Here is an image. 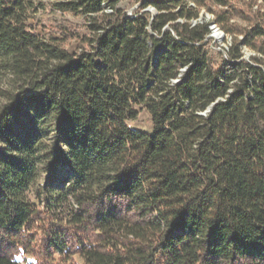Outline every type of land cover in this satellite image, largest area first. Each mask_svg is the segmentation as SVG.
<instances>
[{"label":"trees","instance_id":"1","mask_svg":"<svg viewBox=\"0 0 264 264\" xmlns=\"http://www.w3.org/2000/svg\"><path fill=\"white\" fill-rule=\"evenodd\" d=\"M119 1L57 2L88 34L47 39L44 5L0 0V264H264V26L231 0ZM202 10L232 38L220 63Z\"/></svg>","mask_w":264,"mask_h":264},{"label":"rangeland","instance_id":"2","mask_svg":"<svg viewBox=\"0 0 264 264\" xmlns=\"http://www.w3.org/2000/svg\"><path fill=\"white\" fill-rule=\"evenodd\" d=\"M35 2L36 5L39 4L44 5L37 12L31 14V18L29 20V24L33 27L34 31L40 34L42 37L49 39L53 38H62V31L67 30L70 33H77L79 35L88 34L87 24L88 19L83 14H72V13H62L54 8V4L63 0H31ZM153 0H120L119 8L125 11L126 15L134 16L138 12L141 11V7L147 3L152 2ZM231 5L236 7L237 9H241L245 11L248 15V19L245 20L241 17H235L231 23L237 25L241 29L249 30L253 24L260 23L264 26V0H231ZM188 6H190L188 4ZM150 9V8H147ZM214 10L218 11L222 8H215ZM102 10L105 13L113 12L110 4L105 1V4H102ZM148 13L152 16L155 11H148ZM200 19L203 23H210L214 18L211 14L202 10L200 13ZM166 30L172 32L173 37L176 40H179L176 36L175 32L170 28L166 27ZM152 35L154 33L151 32ZM157 36V35H155ZM159 40H162V36L156 37ZM239 39H242L239 36ZM207 46L209 48L211 57L213 58L214 63H220L221 58L228 59L227 51L232 47V38L226 34H224L223 38L217 37H209L206 40ZM62 45L65 49L70 52H75L79 45L80 41L75 38H69L67 41L62 42ZM161 49H165V45H161ZM243 60L247 63H252V57L263 58V56L251 49L242 47ZM185 69L182 70L184 72ZM12 82L10 78L6 75L0 74V107L4 104L5 98L3 97V93L6 91H10L13 89L11 85ZM131 127L150 131L151 130V119L150 115L144 109H140V114L136 121L130 123ZM47 177L44 175L41 177L39 184L44 185ZM36 187L33 188V191L30 193V197L34 199V194ZM19 261L21 264H35L36 261L32 256L27 258L20 257ZM78 262V261H77ZM55 264H63L61 260L56 257ZM72 264V263H69ZM79 264V263H78Z\"/></svg>","mask_w":264,"mask_h":264},{"label":"built area","instance_id":"3","mask_svg":"<svg viewBox=\"0 0 264 264\" xmlns=\"http://www.w3.org/2000/svg\"><path fill=\"white\" fill-rule=\"evenodd\" d=\"M105 4V2H103ZM190 6L189 7H194V4L189 2L188 3ZM147 8H150V9H147ZM148 11H155V13H153V15L151 16L152 18H154L156 15H157V11L155 10V8L153 6H148L146 7L144 10H142V12H148ZM108 13V12H107ZM113 13L112 11L108 14H111ZM128 18H134L136 15L134 16H131V15H126ZM213 17V16H212ZM198 22H201V19H197V20H193L192 21V25H196ZM209 28H210V34L207 38L209 37H217V38H223L224 36V32L213 22V20L210 22V25H209Z\"/></svg>","mask_w":264,"mask_h":264}]
</instances>
